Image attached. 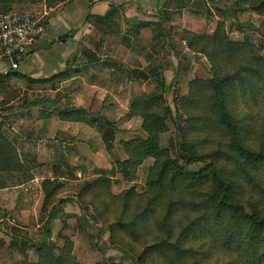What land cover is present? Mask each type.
Segmentation results:
<instances>
[{"label": "rangeland", "instance_id": "374dc122", "mask_svg": "<svg viewBox=\"0 0 264 264\" xmlns=\"http://www.w3.org/2000/svg\"><path fill=\"white\" fill-rule=\"evenodd\" d=\"M33 1L39 8L47 5L44 0ZM89 1L95 2L87 0L88 3ZM111 1L118 11L114 25L100 29L93 24V18L88 20V17L94 15L90 11L89 16L79 20L70 31L76 42L75 47L66 49V54L71 57L75 51L78 52L76 65L66 63L67 69L63 73L48 79L34 78L27 74L21 68L23 62L18 68H11L1 74L6 78L0 83V122L11 124L12 130L10 132L7 125L1 131L17 146L20 160L29 168V173L23 175L27 182L5 190L6 211L11 213L14 210L13 203L22 193L28 194L24 201L32 198L34 204L37 202L39 205L36 208L38 211L35 213L32 210L26 218L16 216L13 219L11 216L1 220L0 229L5 235H1L5 241L4 252L1 254L5 256V264L37 263L40 259L39 251L50 246L57 256L68 254V242L73 243L72 260L77 264H136L145 248L157 243L163 233L154 232L149 235L143 231V236L139 239H135V235L114 236L110 227L117 220L121 209L114 208L113 212L111 208L108 209V196H117L130 189L144 194L147 191L149 171L155 160L149 158L133 178H124L121 174L113 176L112 184L107 189L109 194L107 191H92L83 198L79 197V192L86 183L98 179L103 170H112L116 162L127 159L123 150L125 142L148 138L142 127V117L133 111L134 102L142 95H157L164 91L167 105L171 107L174 117L168 119L169 131L163 135V145L176 157L181 141L180 127H186L195 114L191 108L183 106L184 99L190 93V84L196 80L214 79L217 70L203 53L209 51L210 47L192 35L212 36L220 23H224L231 40L251 44L254 54L264 57V14L254 11L244 0H196L194 3L189 2L184 8L180 7V0ZM235 1H239L246 10L237 12L234 18L220 13L217 3L221 7H232ZM164 4L165 10L162 9ZM141 22L146 25L136 28ZM240 26L244 29L240 30ZM163 30L167 37L160 40ZM193 44L197 47L195 50L192 48ZM86 49L96 53L100 59L98 65L86 62L83 56ZM105 62L115 63L116 68L104 67ZM142 72L150 75V80L145 81L139 77ZM163 80L167 83L165 90L160 84ZM24 99L29 100V103L40 101L45 104L50 101L53 106L49 109L34 107L28 112L22 106ZM260 100L263 104L254 107L257 111L256 120L261 123L258 132L254 134L256 137L253 145L256 148H264V99ZM80 108L85 111L84 115L81 114L85 120L77 121L74 116H69V111ZM238 109L245 112L248 108L242 102ZM22 112V121L15 123V117ZM99 115L107 118L108 126L114 131L112 149L107 148L103 136L100 138L98 135L100 124L93 122ZM21 134L23 137L18 136ZM187 137L190 140L205 138L196 130L188 132ZM211 141L205 148L206 152L220 148L218 143L228 147V140H222L218 136L217 140ZM74 147L80 148L76 156L74 151H70ZM64 150H69L67 162L61 159L63 156L60 152ZM53 151L59 153L52 157ZM95 153L96 156L100 153L103 158V164L101 160H96L101 164L100 169L92 161ZM56 160L60 162H55ZM221 163V171L232 177L236 167L228 161ZM51 165L54 167L53 171ZM202 166L203 163H199L192 168L196 170ZM67 168L71 175L67 174L69 177L66 180L55 177L56 169L66 173ZM79 168L92 169L85 176ZM76 169L81 171V177L76 173L72 174V170ZM93 172L95 175L90 177L89 174ZM56 180L62 187L55 203L44 212V184ZM245 186L248 189V193L244 192L247 200L240 199L243 207L245 204L247 207L249 199L261 194V190L253 189L247 184ZM59 208L62 209L61 217L55 219L57 222L54 220L46 225L52 212ZM246 211L250 212L249 209ZM135 214V209H131L125 214V219L134 217ZM13 228L19 231L15 235L16 240L25 246L19 254L11 250ZM47 228L52 230V237H48ZM188 248L189 254L180 261L176 260V264H257L238 248L226 246L205 236L189 244ZM0 264L3 262L0 261ZM145 264L168 263L165 258L155 255L150 256Z\"/></svg>", "mask_w": 264, "mask_h": 264}, {"label": "trees", "instance_id": "16d2710c", "mask_svg": "<svg viewBox=\"0 0 264 264\" xmlns=\"http://www.w3.org/2000/svg\"><path fill=\"white\" fill-rule=\"evenodd\" d=\"M192 1L180 0V7L184 8ZM244 1L254 11L264 14V0ZM11 4L12 0H0V12L9 10ZM217 7L222 15L232 18L237 12L246 10L239 1H235L232 7H221L218 3ZM116 14L117 9L112 8L105 16L93 15L88 20L93 18V24L105 29L114 25ZM139 26L144 27L145 24L136 28ZM224 26V23H220L212 36L192 35L210 47L209 51L202 52L217 70L214 79L196 80L190 84V93L184 99L183 106L191 108L195 114L186 127H180L181 141L176 157L163 145V135L169 131L168 119L174 117L164 91L157 95H142L134 102L133 111L142 117V127L148 138L125 142L123 150L127 159L116 162L110 171L103 170L98 179L86 183L79 192L80 198L92 191L108 193L113 176L121 174L124 178H133L149 158L155 160L144 194L130 189L117 196H108L110 206L107 205V208H111L112 212L114 208L121 209L110 227L114 236L135 235V239H139L143 231L149 235L163 233L157 243L145 248L136 264H145L150 256L155 255L165 258L168 264H176V260L180 261L189 254V244L204 236L238 248L251 257L253 263L264 264V148L253 145L254 134L261 124L256 120L254 107L263 104L260 99H264V57L256 56L251 44L231 40ZM239 29L243 30L244 27L240 26ZM163 32L160 40L167 37L166 31ZM71 38L72 34H65L60 42H67ZM192 48L195 50L197 47L193 44ZM83 54L88 64L98 65L100 59L96 53L86 49ZM78 58L79 54L76 53L68 64L76 65ZM103 66L116 68L115 63L109 62L103 63ZM139 74L145 81L150 80L147 73ZM5 78L0 75V83ZM160 84L165 90L167 83L163 80ZM242 102L248 108L245 112L238 109ZM40 105L45 104L40 101L26 103L28 107ZM84 112L80 108L68 114L78 121L85 120L82 118ZM177 117L180 118V115ZM93 122L100 124L107 148L112 149L115 135L108 126L107 118L99 115ZM192 130L205 138L188 139V132ZM217 136L228 140V147L218 143L220 148L206 152L205 148L211 140H217ZM224 161L236 167L232 177L219 168ZM199 163H203V166L194 170L192 166ZM28 173L29 168L20 160L17 146L0 129V175ZM245 184L261 190L260 196L248 200L247 207L246 204L243 207L240 201L241 198L247 200ZM61 187L58 180L44 184V212L55 203ZM131 209H135L136 214L125 219V214ZM57 217L58 211L54 210L46 225ZM47 232L48 237L53 236L51 229L47 228ZM67 245L69 253L60 256L53 254L51 246L46 249L41 247L39 261L24 264H77L72 260L73 243L68 242Z\"/></svg>", "mask_w": 264, "mask_h": 264}, {"label": "crops", "instance_id": "0c3cea01", "mask_svg": "<svg viewBox=\"0 0 264 264\" xmlns=\"http://www.w3.org/2000/svg\"><path fill=\"white\" fill-rule=\"evenodd\" d=\"M39 1V0H35ZM42 1V0H41ZM95 2H90L88 3L87 0H44V2H47V5L49 6H54L56 7L57 11L54 13L45 23V34L39 39V41L35 44V46L32 49V52L28 55V57L23 61V64L21 65V68L28 72L27 74L32 75L34 78H53L56 75H59L63 73L66 69V63L68 64L69 60L76 54L78 53L77 51L74 52L73 56L68 57L66 54V49L69 47H75V39L71 38L67 42H60V38L65 35V34H71L70 31L72 28L76 25V23L89 16L90 11H93V14L95 16H105L109 10L112 8H116L115 5H113V1L111 0H94ZM196 0H193L192 3H194ZM38 4L34 2L33 0H12V4L9 8V10H16L20 12H29V11H34L37 10ZM117 9V8H116ZM163 10L166 9V6L164 4ZM146 23L141 22L138 25H143ZM137 26V25H136ZM11 69V65L8 61H5L4 59L0 58V75L5 74L7 71ZM69 70V69H68ZM28 77V76H27ZM26 101L29 103V100L24 99L23 107L27 109L26 111L30 112L31 108H46L49 109L50 107L53 106L52 102H45L44 106H26ZM20 109V108H18ZM65 110V108H63ZM16 111V110H15ZM23 112L20 113L17 118L15 117V123H19L22 121L23 118ZM17 115V114H16ZM49 114H47L48 116ZM50 116V115H49ZM1 117V116H0ZM47 119H50V117H46ZM16 119H18L16 121ZM8 127V130L11 132L12 130L10 129L11 124H8L5 121L0 122V129H6ZM99 132L98 135L100 138H102V133L100 128H98ZM19 137H23V134L18 135ZM16 136V137H18ZM69 150H64L61 153L63 157V162H67L66 159L69 158L68 155ZM70 151H74V156L79 154L80 148L74 147L70 149ZM55 153L57 152H52L51 156H55ZM76 154V155H75ZM65 156V157H64ZM93 159L92 161L94 162L93 164L95 167L100 169L101 164L99 163L98 160H101V163L103 164V158L101 157L100 153L93 154ZM79 157V156H78ZM125 159V158H123ZM60 162V160H56L55 162ZM52 171H53V165L50 166ZM82 169V168H79ZM92 168H84L82 169V173L87 176L86 172H89ZM66 169V173H61L58 172V169H56V178H61L65 179L69 177L70 170ZM72 170V174L76 175L78 177H81V171ZM95 172V171H94ZM89 174L90 177H93L95 173ZM71 175V174H70ZM93 175V176H91ZM26 176L20 175V174H13V175H0V222L1 220H5L8 217L11 218L13 216V219L17 217H24L26 218L27 216H30L32 210L33 212H37L38 210V203L35 202L32 198H28V201H24V198L26 199V195L28 194H23L20 195V197L16 200L15 203H13L14 210L11 213H8L6 211V196L4 195L5 190L9 189V187H17L19 185H22L23 183L27 182L28 180L25 178ZM30 201V202H29ZM24 202V203H23ZM40 203V202H39ZM37 208V209H36ZM58 211V217L59 219L62 214V209L60 208L57 210ZM55 222H57L55 220ZM21 226V224H19ZM19 226V227H20ZM19 232L17 228H13L14 234V239L11 245V250H13L15 253H21V250H23V243L21 241H17L16 239V233ZM5 235L3 234V230L0 229V261L5 264L7 261L5 260L4 254H1L4 252L5 248V241H3V237ZM10 235V234H7ZM11 236V235H10Z\"/></svg>", "mask_w": 264, "mask_h": 264}, {"label": "built area", "instance_id": "2783aa9c", "mask_svg": "<svg viewBox=\"0 0 264 264\" xmlns=\"http://www.w3.org/2000/svg\"><path fill=\"white\" fill-rule=\"evenodd\" d=\"M56 10L44 5L29 12H0V58L18 68L45 34V23Z\"/></svg>", "mask_w": 264, "mask_h": 264}]
</instances>
